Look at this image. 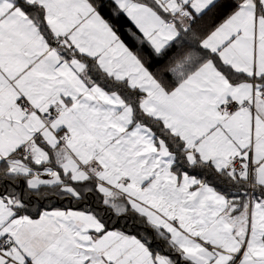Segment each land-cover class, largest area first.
<instances>
[{
	"label": "snow or ice",
	"instance_id": "6c2138e0",
	"mask_svg": "<svg viewBox=\"0 0 264 264\" xmlns=\"http://www.w3.org/2000/svg\"><path fill=\"white\" fill-rule=\"evenodd\" d=\"M0 264H264V0H0Z\"/></svg>",
	"mask_w": 264,
	"mask_h": 264
}]
</instances>
